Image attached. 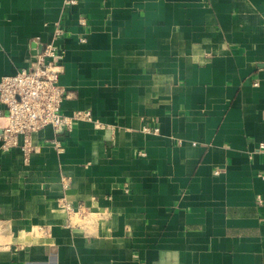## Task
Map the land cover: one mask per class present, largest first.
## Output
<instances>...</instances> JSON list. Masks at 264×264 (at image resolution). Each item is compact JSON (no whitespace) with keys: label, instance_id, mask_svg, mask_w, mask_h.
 Here are the masks:
<instances>
[{"label":"crops","instance_id":"crops-1","mask_svg":"<svg viewBox=\"0 0 264 264\" xmlns=\"http://www.w3.org/2000/svg\"><path fill=\"white\" fill-rule=\"evenodd\" d=\"M66 2L0 0V77L59 22L93 117L0 140V264H264V0Z\"/></svg>","mask_w":264,"mask_h":264},{"label":"built area","instance_id":"built-area-1","mask_svg":"<svg viewBox=\"0 0 264 264\" xmlns=\"http://www.w3.org/2000/svg\"><path fill=\"white\" fill-rule=\"evenodd\" d=\"M77 0H67V4H75ZM85 18L80 23L85 25ZM55 35L52 41L43 44L42 50L35 57V61L28 68H22L15 74L0 77V102L6 112L0 111V120L3 119L0 134L1 149L9 152L20 148L25 160H29L34 152L33 133L45 126L72 129L77 120L92 121L89 110H78L72 115H65L61 111L62 103L68 96L67 89L60 84V75L63 71L64 50L57 45V41L64 35V27L57 22ZM82 42L86 38H81ZM159 128L144 127V131L159 133ZM53 144L61 150L59 138ZM264 148V143L261 144ZM219 174L220 170H215ZM63 207L73 211V206L67 201Z\"/></svg>","mask_w":264,"mask_h":264},{"label":"water","instance_id":"water-1","mask_svg":"<svg viewBox=\"0 0 264 264\" xmlns=\"http://www.w3.org/2000/svg\"><path fill=\"white\" fill-rule=\"evenodd\" d=\"M41 50H42V47L39 49V51L36 53V55H37L38 53H40V52H41Z\"/></svg>","mask_w":264,"mask_h":264}]
</instances>
